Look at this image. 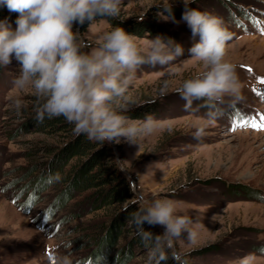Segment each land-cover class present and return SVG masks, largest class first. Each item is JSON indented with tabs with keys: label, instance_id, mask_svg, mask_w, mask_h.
<instances>
[{
	"label": "rangeland",
	"instance_id": "374dc122",
	"mask_svg": "<svg viewBox=\"0 0 264 264\" xmlns=\"http://www.w3.org/2000/svg\"><path fill=\"white\" fill-rule=\"evenodd\" d=\"M184 6L220 18L233 35L227 59L236 65L245 99L213 124L206 109L186 111L177 93L185 79L205 70L188 51L194 41L182 19ZM169 7L174 20L164 12ZM114 20L145 51L157 36L184 48L171 69L143 66L130 88L134 103L124 114L137 122L151 117L160 130L139 145L123 139L105 144L134 196L131 202L141 208L171 200L177 214L198 221L195 243L187 233L175 243L177 264H239L249 253L256 254L255 264H264V0H123ZM139 23L147 28L144 34L134 31ZM113 29L105 18L89 24L82 35L86 51ZM18 72L15 60L0 66V264H53L57 254L70 255L73 264H148V249L137 245L131 223L121 222L112 242L102 240L101 226L130 203L107 208L94 191L67 193L65 180L82 161L67 153L80 135L63 117L47 127L37 123L34 94L13 85ZM165 79L170 87L161 95ZM16 97L28 105L22 117L11 106ZM199 127L207 133L201 140L194 138ZM65 194L69 199L59 203ZM68 242L72 247H65Z\"/></svg>",
	"mask_w": 264,
	"mask_h": 264
},
{
	"label": "clouds",
	"instance_id": "9594fccd",
	"mask_svg": "<svg viewBox=\"0 0 264 264\" xmlns=\"http://www.w3.org/2000/svg\"><path fill=\"white\" fill-rule=\"evenodd\" d=\"M122 4L123 0H0L10 12L19 13L15 30L0 23V66H9L13 60L17 63L19 72L13 85L34 94L38 124L63 117L73 125L76 135L100 144H119L123 139L139 145L160 130V121L148 117L137 122L124 114L125 108L134 103L130 88L143 66L171 69L184 48L170 38L157 36L148 41L150 47L145 51L136 36L116 27L89 52L79 30H74L76 24L86 21L91 26L97 18L118 17ZM164 12L167 19L174 20L171 7ZM182 19L194 41L188 50L191 59L201 62L205 70L185 79L177 93L186 111L206 109L207 123L213 124L245 99L236 65L227 59L233 35L220 18L187 6ZM169 87L170 81L163 80L161 95ZM11 106L17 117H22L28 107L22 97L14 98ZM206 134L205 128L199 127L194 138L201 140ZM139 199L143 201L142 196ZM130 223L148 249V264H166L169 258L180 261L176 241L187 233V241L195 243L199 235L195 228L198 221L177 214L171 200H153L138 208ZM145 223L165 230L154 235L145 230ZM65 247H72L71 242ZM256 260V254L249 253L240 258L239 264H255ZM53 264H73V260L70 255L57 254Z\"/></svg>",
	"mask_w": 264,
	"mask_h": 264
},
{
	"label": "trees",
	"instance_id": "16d2710c",
	"mask_svg": "<svg viewBox=\"0 0 264 264\" xmlns=\"http://www.w3.org/2000/svg\"><path fill=\"white\" fill-rule=\"evenodd\" d=\"M18 16L19 13L10 12L5 5H0L1 22L10 24L16 28V20ZM104 18L107 21H110L114 28H116L117 25H114V18ZM89 24L90 23L87 21L83 25L76 24L74 26V30L78 29L81 35H83ZM133 28L136 33L139 32L144 34V32H147L146 26L140 23L134 24ZM60 118L45 119V121L40 125L47 127L53 125L54 123H60ZM99 147L101 150H97ZM67 154V156H70L69 158L71 159H82L78 167L73 169V175H71L72 177L70 176L69 179L65 180L67 186L66 191L67 193L69 192L70 196H72V194L75 192L94 191L95 193L93 197L97 196L98 203L102 207L111 208L114 206L130 203L124 210H122L120 214H117L116 211L113 213L107 227L104 225L101 226L102 230H104L102 240L113 241L120 223H130L132 214L139 207L135 205L136 203L131 202L134 200V196L130 191L125 179L122 178V176L116 170L110 149H108L105 144L89 141L84 135H80V138L75 137ZM115 183L120 184V187L116 188ZM69 194L58 197V200H60L59 203H64L66 200H68ZM144 228L145 230L152 232L154 235L160 234L155 227H151L146 223ZM137 240V245L142 246L143 244L141 243L140 238ZM166 264L177 263L176 261H173L171 258H169Z\"/></svg>",
	"mask_w": 264,
	"mask_h": 264
},
{
	"label": "snow or ice",
	"instance_id": "6c2138e0",
	"mask_svg": "<svg viewBox=\"0 0 264 264\" xmlns=\"http://www.w3.org/2000/svg\"><path fill=\"white\" fill-rule=\"evenodd\" d=\"M261 83H264V80H261ZM255 91V89H254ZM262 120H264V117H261ZM253 127H261V125H256V124H253L252 125Z\"/></svg>",
	"mask_w": 264,
	"mask_h": 264
}]
</instances>
